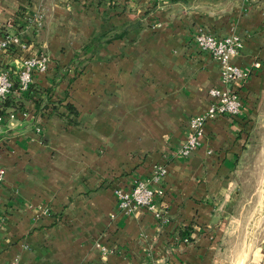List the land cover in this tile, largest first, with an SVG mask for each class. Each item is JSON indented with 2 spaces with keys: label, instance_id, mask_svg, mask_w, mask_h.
I'll use <instances>...</instances> for the list:
<instances>
[{
  "label": "crops",
  "instance_id": "crops-1",
  "mask_svg": "<svg viewBox=\"0 0 264 264\" xmlns=\"http://www.w3.org/2000/svg\"><path fill=\"white\" fill-rule=\"evenodd\" d=\"M202 30L239 36L233 63L249 74L233 84L241 113L208 119L183 155L190 119L222 83L219 61L197 45ZM110 31L127 33L82 53ZM6 32L49 56L32 81L53 83L59 110L73 101L79 123L32 100L27 115L0 122V264H241L240 243L252 248L259 225L251 218L240 237L242 172L264 115V0H0V38ZM0 60L13 66L6 54ZM156 164L167 167L151 183L165 188L160 216L147 207L122 213L115 188L151 178ZM255 252L264 264V231Z\"/></svg>",
  "mask_w": 264,
  "mask_h": 264
},
{
  "label": "built area",
  "instance_id": "built-area-1",
  "mask_svg": "<svg viewBox=\"0 0 264 264\" xmlns=\"http://www.w3.org/2000/svg\"><path fill=\"white\" fill-rule=\"evenodd\" d=\"M42 18V13H36L33 19L35 25L40 26ZM196 42L201 50L209 52L219 61L222 83L220 86H213L210 89L213 101L209 108L190 119V129L181 149L183 155H189L199 145L208 119L220 113L233 115L241 113L243 99L233 84L236 80L245 79L249 74L248 70L233 63L234 56L239 53L244 45L239 36L218 37L202 30L196 35ZM0 54H6L13 61V66H11V64H4L0 60V99L9 91L12 84V74L18 77L20 88L26 89L32 81L35 70L44 72L48 68L49 56L42 51L30 50V44L21 40L20 36L15 33L6 32L0 38ZM257 65L259 64L257 63ZM21 113L27 115L28 111L23 110ZM16 115L17 112L14 110L7 114L9 117ZM3 117L4 115L0 113V122ZM166 173L167 167L165 165L156 164L151 178L137 179L130 189L115 188L119 210L122 213L130 214L139 207H147L153 209L160 216L157 204L159 197L165 193V188L161 183L158 186L151 183L152 181H162ZM5 174L6 168L0 164V182L5 178Z\"/></svg>",
  "mask_w": 264,
  "mask_h": 264
},
{
  "label": "trees",
  "instance_id": "trees-1",
  "mask_svg": "<svg viewBox=\"0 0 264 264\" xmlns=\"http://www.w3.org/2000/svg\"><path fill=\"white\" fill-rule=\"evenodd\" d=\"M25 11H26V8L24 6H20L18 10L15 12V16L17 20L15 21L14 25L16 29L21 27V24L19 23V21L23 17ZM126 33L127 31H123L120 33L110 31V32L96 34L90 39V42L86 44V46L82 49V53L86 54L91 49V47L96 46L98 43L107 42L115 38H120ZM20 38L21 40L28 43L27 40L23 39L22 37ZM89 57L90 55L88 56V58ZM70 64H74L75 75H76L77 70L84 67V60H80V57L78 55L72 59ZM53 85L54 84L52 83L51 85H48V86H40L37 83L31 81L26 89H21L19 86L18 77L15 74H12V84L9 88V91L0 99V113L5 115V114H8L12 110L14 111L24 110L26 108L27 102L32 100L34 102L36 110H39V111L48 110V113L55 112L56 114L64 118L67 124H78L79 123V120L77 119L78 113H77L76 106L73 103V101L66 100L64 103L65 109L63 111L59 110L58 107L60 105L59 104L60 102L56 100L55 98H53L50 93ZM243 104H244V99H243ZM229 115H233V114H229ZM180 238L189 240V238H191L190 232L187 229L181 230Z\"/></svg>",
  "mask_w": 264,
  "mask_h": 264
},
{
  "label": "rangeland",
  "instance_id": "rangeland-1",
  "mask_svg": "<svg viewBox=\"0 0 264 264\" xmlns=\"http://www.w3.org/2000/svg\"><path fill=\"white\" fill-rule=\"evenodd\" d=\"M43 52V51H42ZM255 135L252 147L248 153V160L243 167V188L245 189L243 198V210L241 211V224L239 228V235L244 236L246 225L252 218V222L255 225L258 215L261 198L264 196V115L255 124ZM259 205V206H258ZM256 211V214L254 215ZM255 218V219H254ZM263 219V220H262ZM255 222V223H254ZM261 222V223H260ZM254 228V227H253ZM264 231V214L259 220L258 228L254 231L252 238V248L250 244L244 239L240 243L243 244L244 258L241 264H256L255 252L260 244V237ZM246 238V237H245ZM251 248V249H250ZM248 251V252H247Z\"/></svg>",
  "mask_w": 264,
  "mask_h": 264
},
{
  "label": "bare ground",
  "instance_id": "bare-ground-1",
  "mask_svg": "<svg viewBox=\"0 0 264 264\" xmlns=\"http://www.w3.org/2000/svg\"><path fill=\"white\" fill-rule=\"evenodd\" d=\"M257 211H258V215H257V217H255L256 219L254 218L256 220L254 228L257 226V224L259 223V220L262 218V216L264 214V196L261 198L260 207H259V210H257ZM255 214H256V212H255Z\"/></svg>",
  "mask_w": 264,
  "mask_h": 264
}]
</instances>
